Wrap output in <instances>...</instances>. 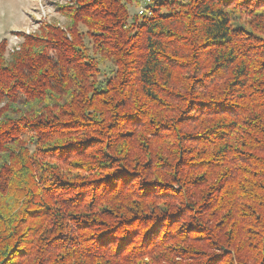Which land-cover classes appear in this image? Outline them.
<instances>
[{
  "label": "trees",
  "instance_id": "obj_1",
  "mask_svg": "<svg viewBox=\"0 0 264 264\" xmlns=\"http://www.w3.org/2000/svg\"><path fill=\"white\" fill-rule=\"evenodd\" d=\"M137 2L0 39V264H264V0Z\"/></svg>",
  "mask_w": 264,
  "mask_h": 264
},
{
  "label": "rangeland",
  "instance_id": "obj_2",
  "mask_svg": "<svg viewBox=\"0 0 264 264\" xmlns=\"http://www.w3.org/2000/svg\"><path fill=\"white\" fill-rule=\"evenodd\" d=\"M67 0H0V39H7V49L19 48L22 38L18 31L36 33L44 22L62 23L64 18L56 11V3ZM141 0L128 7L129 13L138 12Z\"/></svg>",
  "mask_w": 264,
  "mask_h": 264
},
{
  "label": "built area",
  "instance_id": "obj_3",
  "mask_svg": "<svg viewBox=\"0 0 264 264\" xmlns=\"http://www.w3.org/2000/svg\"><path fill=\"white\" fill-rule=\"evenodd\" d=\"M144 1H146V0H141L140 5H139L138 13H145V12H147V8L145 6V2ZM12 49L13 48H11V50Z\"/></svg>",
  "mask_w": 264,
  "mask_h": 264
}]
</instances>
